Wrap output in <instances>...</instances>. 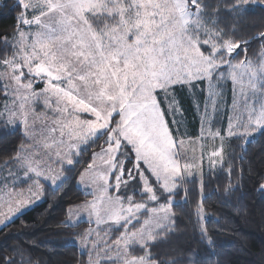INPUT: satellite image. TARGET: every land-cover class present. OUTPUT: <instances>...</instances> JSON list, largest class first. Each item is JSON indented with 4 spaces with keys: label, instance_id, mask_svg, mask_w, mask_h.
I'll return each instance as SVG.
<instances>
[{
    "label": "snow or ice",
    "instance_id": "1",
    "mask_svg": "<svg viewBox=\"0 0 264 264\" xmlns=\"http://www.w3.org/2000/svg\"><path fill=\"white\" fill-rule=\"evenodd\" d=\"M14 6L11 32L0 33V136L18 143L0 164V226L49 190L62 199L75 187L86 198L69 204L58 226L88 224L70 241L87 252L86 264H200L195 251L178 258L158 249L172 244L182 217L198 230L199 243L214 248L204 160L209 171L226 172L222 195L231 196L235 161L243 179L248 145L264 141V25L243 35L256 27L247 23L250 6L264 11V0ZM253 41L261 47L250 55ZM226 81L233 85L230 106ZM185 99L199 113L198 133L186 127ZM222 104L226 127L216 119ZM194 190L199 198L190 201Z\"/></svg>",
    "mask_w": 264,
    "mask_h": 264
},
{
    "label": "trees",
    "instance_id": "2",
    "mask_svg": "<svg viewBox=\"0 0 264 264\" xmlns=\"http://www.w3.org/2000/svg\"><path fill=\"white\" fill-rule=\"evenodd\" d=\"M14 5L15 0L0 1V33L11 32L18 12ZM262 17L264 11L259 6H250L247 23L256 27L245 29V39L255 35L260 30L259 26L264 25ZM260 47L259 41H253L249 45V54L258 53ZM3 101L4 97L0 93V107ZM190 112L188 110V117L192 116ZM16 143V136H0V164ZM247 151L243 179L240 176V161H235L231 182L237 186V190L231 196L222 195L229 182L226 172L220 171L219 167L216 171H205V224L213 237L214 248L208 249L199 243L198 230L194 231L193 223L187 217H182L178 221V231L172 244L158 251L170 252L178 258L195 251L200 264H264V191L259 189L257 175L264 176V162L260 160L261 155H264V141L257 138L256 142L248 145ZM235 153H240L238 147ZM250 166L253 169L251 173L248 171ZM60 195L57 192L53 196L49 190L35 208L0 229V258L12 257L17 264H22V259L23 264H86L87 253H81L77 245L70 241L73 232H81L88 224L81 223L74 229L58 226L60 221L66 219L65 209L69 204L74 205L86 197L75 187L70 188L62 199ZM198 198L194 190L189 199L195 201ZM191 207V203L186 206ZM14 247L18 249L16 252H13Z\"/></svg>",
    "mask_w": 264,
    "mask_h": 264
},
{
    "label": "rangeland",
    "instance_id": "3",
    "mask_svg": "<svg viewBox=\"0 0 264 264\" xmlns=\"http://www.w3.org/2000/svg\"><path fill=\"white\" fill-rule=\"evenodd\" d=\"M0 1H4V0H0ZM232 89H233V85L230 81H226L224 82V86H223V91H224V100L227 102V105H231V99H232ZM188 102V103H187ZM4 103V101H3ZM3 103L1 105V107L3 106ZM184 108L186 109V113H185V123H186V127L190 132H194V133H198L199 131V127H200V121H199V113L196 112L195 110V104L192 101H189L187 99H185L184 101ZM188 110H191L190 114L192 116L188 117L187 113ZM216 119L220 122L223 123V125L226 127L227 125V113L224 110V106L223 104L221 105V113L220 115H218L216 117ZM193 124H196V127H193ZM184 129L182 128L181 131H183ZM199 153L197 152V155ZM189 155H191V152H189ZM219 167V166H218ZM217 167V168H218ZM204 170H209V164L207 159L205 158L204 160ZM81 223H85V222H81ZM80 223V224H81ZM87 224V223H86ZM3 226H0V229ZM94 227V225H93ZM87 228V227H86ZM85 228V229H86ZM83 231V230H82ZM87 253V252H86ZM88 255V254H87Z\"/></svg>",
    "mask_w": 264,
    "mask_h": 264
}]
</instances>
